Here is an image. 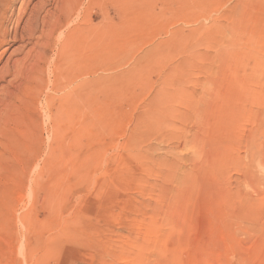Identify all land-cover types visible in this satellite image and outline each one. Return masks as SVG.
<instances>
[{
    "label": "rangeland",
    "instance_id": "obj_1",
    "mask_svg": "<svg viewBox=\"0 0 264 264\" xmlns=\"http://www.w3.org/2000/svg\"><path fill=\"white\" fill-rule=\"evenodd\" d=\"M95 3L90 106L2 152L0 264H264V0Z\"/></svg>",
    "mask_w": 264,
    "mask_h": 264
},
{
    "label": "bare ground",
    "instance_id": "obj_2",
    "mask_svg": "<svg viewBox=\"0 0 264 264\" xmlns=\"http://www.w3.org/2000/svg\"><path fill=\"white\" fill-rule=\"evenodd\" d=\"M95 2L0 0V165L3 151L17 149L20 134L31 139L36 131L58 141L66 121L90 106L92 54L100 29L93 22ZM107 25L104 16L100 33H107ZM70 71L84 72L85 79L73 75L62 85ZM42 162L37 156L36 165Z\"/></svg>",
    "mask_w": 264,
    "mask_h": 264
}]
</instances>
